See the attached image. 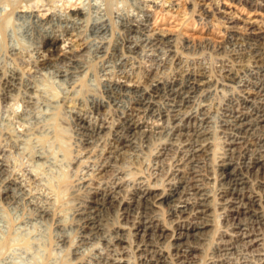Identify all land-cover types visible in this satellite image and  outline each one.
I'll return each mask as SVG.
<instances>
[{"label":"rangeland","instance_id":"1","mask_svg":"<svg viewBox=\"0 0 264 264\" xmlns=\"http://www.w3.org/2000/svg\"><path fill=\"white\" fill-rule=\"evenodd\" d=\"M70 1L0 0V264H143L158 255L160 264H264V226L221 198L224 160L244 169L264 149V125L237 124L264 108V0H221L232 25L201 0H172L171 10L161 0ZM57 37L67 47L52 52ZM147 93V107L135 104ZM249 172L251 208L264 215V172ZM174 179L211 197L200 236L173 237L175 202L126 203ZM93 188L124 204L85 233ZM146 219L164 231L137 235ZM176 242L194 248L191 258L179 260Z\"/></svg>","mask_w":264,"mask_h":264},{"label":"bare ground","instance_id":"2","mask_svg":"<svg viewBox=\"0 0 264 264\" xmlns=\"http://www.w3.org/2000/svg\"><path fill=\"white\" fill-rule=\"evenodd\" d=\"M43 1V0H42ZM66 1V0H65ZM72 1V0H71ZM70 1V3H71ZM204 1V3L207 5V7H213L216 6V8L218 9L219 12H223V14H227L226 11H223L222 7H221V0H201ZM18 2V1H17ZM37 2V1H36ZM40 3H43L41 1H38ZM74 2V1H73ZM163 5H167L169 6V10H171L172 7V0H161ZM38 3V4H40ZM45 3V2H44ZM43 3V4H44ZM75 3V2H74ZM33 4V3H32ZM31 4V5H32ZM47 4V3H46ZM73 4V3H72ZM34 5V4H33ZM36 5V4H35ZM42 5V4H40ZM70 4H68L69 6ZM75 5V4H74ZM32 7V6H31ZM53 7V6H52ZM46 8V7H45ZM49 8V7H48ZM171 8V9H170ZM27 8H25L26 10ZM50 9V8H49ZM70 9V8H69ZM175 9V8H174ZM29 11V9H28ZM50 11V10H49ZM43 13V12H42ZM72 14H80L81 11H79V9H77V7L72 8L71 11ZM41 14V13H40ZM42 15V14H41ZM39 15V17L41 16ZM46 15V14H45ZM71 15V14H70ZM78 16V15H76ZM44 18V14L41 16ZM40 17V19H41ZM224 17H226L228 20L227 22L230 23L231 25L235 22L236 16L235 15H224ZM132 28V27H131ZM130 29V28H129ZM132 30V29H131ZM141 32V31H140ZM149 32V31H148ZM154 33V32H153ZM64 39V38H63ZM52 41H48L46 47H50V50L52 52H56L59 50L64 49V41H62V38L57 37V38H53L51 39ZM65 40V39H64ZM69 40V39H68ZM75 40V39H74ZM71 41V40H70ZM69 41V43H70ZM73 41V39H72ZM71 41V42H72ZM60 44V45H59ZM67 44V42H66ZM65 44V45H66ZM131 44V43H130ZM134 44V43H133ZM78 46L80 45L79 43L77 44ZM75 44H72V46H77ZM135 45V44H134ZM69 46V47H72ZM77 46V47H78ZM129 46V45H128ZM67 47V45H66ZM256 47V46H255ZM131 48V46H130ZM70 49V48H69ZM73 49V48H72ZM77 49V48H74ZM64 51V50H63ZM62 51V52H63ZM71 52V50H70ZM47 53V51H46ZM45 53V55H46ZM258 53V52H257ZM162 60V59H161ZM61 74V73H60ZM264 75V74H263ZM3 77V75H2ZM255 77V76H254ZM196 77L195 75H189L188 77V81L187 84L184 85V88H190L195 89V85H197L196 83ZM7 80V79H6ZM176 80V79H175ZM261 81V80H260ZM165 82V81H164ZM168 83V82H167ZM180 83V82H178ZM6 84V83H5ZM4 84V85H5ZM9 84V83H8ZM11 84V83H10ZM17 84V83H16ZM114 84V83H113ZM120 84V83H119ZM155 85V84H154ZM14 86V85H13ZM118 86V85H117ZM129 86V85H128ZM178 86V85H177ZM182 86V84L180 85ZM110 87V86H109ZM170 87V86H169ZM179 87V86H178ZM251 88V87H250ZM160 85H156L154 87V91H159ZM189 89V90H190ZM5 90V89H4ZM172 90V89H171ZM7 91V90H6ZM136 91V90H135ZM138 91V90H137ZM153 91V90H152ZM166 91V90H165ZM175 91V90H174ZM249 91V90H248ZM161 92V91H160ZM159 92V94H160ZM171 92V91H170ZM181 92V91H180ZM186 92V91H185ZM193 92V91H191ZM164 93V92H162ZM173 93V92H172ZM171 93V95H172ZM175 93V92H174ZM178 93V92H176ZM188 93V92H187ZM264 93V92H263ZM142 94V93H141ZM140 94V95H141ZM137 95V94H136ZM154 95V94H153ZM151 93H147L144 94L140 97V99L135 100V104L139 105V106H145L147 104H150L149 102V98L151 99L152 96ZM173 95H177V94H173ZM190 95V94H189ZM244 95V94H243ZM186 97V96H185ZM260 97V96H259ZM188 98V97H187ZM152 100V99H151ZM182 100V99H181ZM242 100V99H241ZM145 101V102H144ZM174 101V100H173ZM256 101V100H255ZM102 102V101H101ZM152 103V102H151ZM156 103V101H155ZM256 103V102H255ZM108 104V103H107ZM153 105V104H152ZM171 105V104H170ZM244 105V104H243ZM149 106V105H148ZM178 106V105H177ZM260 106V105H259ZM147 107V106H145ZM150 107V106H149ZM178 108V107H177ZM135 109V108H134ZM133 109V110H134ZM175 109V108H174ZM129 110V109H128ZM132 110V111H133ZM142 110V109H141ZM157 110V109H155ZM172 110V109H171ZM237 110V109H236ZM126 111V110H125ZM131 111V110H130ZM232 111V110H231ZM154 112V111H153ZM171 112V111H170ZM136 115V114H135ZM160 116V115H159ZM167 116V115H166ZM237 116V115H236ZM184 117V116H183ZM124 118V124H126V126L128 125V130L129 132H134L135 130L138 128V126H140L138 123H136V121L134 120V118L132 117V115L130 113H127L123 116ZM138 118V117H137ZM197 118V117H196ZM252 118H254L253 120H255L254 122L251 120ZM174 119V118H173ZM160 120V119H159ZM84 120H81L80 122H83ZM90 124V123H89ZM95 124V123H94ZM235 124V123H234ZM240 127V130L242 129L243 131L247 132L252 130L254 127H256V125H264V108H257L256 112L253 114H246V115H241L238 119V123H237ZM189 125V124H188ZM80 127V126H79ZM108 127V126H107ZM193 127V126H192ZM91 128V127H90ZM102 128V127H100ZM77 129V128H76ZM210 129V128H209ZM235 129V128H234ZM88 130V129H87ZM119 132V131H118ZM260 132V131H259ZM116 133V132H115ZM172 134V133H171ZM244 134V133H243ZM250 136V135H249ZM123 137V136H122ZM179 137V136H178ZM182 138V137H181ZM209 138V137H208ZM238 138V137H237ZM236 138V139H237ZM133 140V139H132ZM131 140V141H132ZM171 142V141H170ZM180 142V141H179ZM232 143H237V140L232 141ZM239 143V142H238ZM190 147V146H189ZM245 148V147H244ZM187 149V148H186ZM196 149V148H195ZM199 149V148H198ZM230 150V149H229ZM236 150V149H235ZM190 151V150H189ZM200 150H196L194 152H198L199 153ZM243 151V150H242ZM250 151V150H249ZM193 156L195 155V153L192 154ZM253 156V155H252ZM201 157V156H200ZM235 158V157H234ZM199 159V158H198ZM197 159V160H198ZM247 161L244 162L245 164V168L243 169V167L241 168L240 165L235 164L234 162L230 161V158L227 160H224L222 166L223 167H228L229 169L227 170V173L225 171H223V178L226 180L227 186L224 188V190L222 191V205L227 208L230 211H236L234 210L235 208H233V203H237L239 204L241 209H244L248 212H253V216L256 218V222L258 221L259 225L264 226V215L260 212H257L255 210H252V204L255 201L254 197L250 194V191L248 190V179H247V175L246 172L248 173L249 171H262L264 172V149L263 152L259 155V156H253V157H249L246 158ZM185 167V166H184ZM176 168V167H175ZM197 169V168H196ZM194 171V170H193ZM192 173V172H191ZM251 173V172H249ZM253 173V172H252ZM198 174V173H197ZM196 174V175H197ZM173 175V174H172ZM221 175V174H220ZM95 177V176H94ZM175 178V177H174ZM193 179V178H191ZM191 179H184V180H175L174 181H170L169 182V187L164 190V191H160V193L153 195L154 191H152L153 189H146V190H142L140 191L139 195H137L136 199L130 201V202H126L128 204H132L135 206L136 204H138L139 202L142 201H149L152 200L155 203L161 204L164 203L165 201H169L168 203H173L175 202V204L173 205V209H172V213L174 216H176L179 220H178V232L173 233V237L175 239L181 240L184 238H188L190 236H200L202 235L204 232V230L210 225L209 221H211L209 218V210L211 209V197L207 194V193H203L200 188L195 187V186H190L191 185ZM91 180V179H90ZM200 180V179H199ZM93 181V180H92ZM203 181V180H202ZM193 182V181H192ZM92 183V182H91ZM102 185V184H101ZM198 185V184H197ZM151 188V187H150ZM106 189V188H104ZM223 189V188H222ZM115 190V189H114ZM138 190V189H137ZM190 190H199V191H195L196 192V196L193 198V200L191 199H187L185 198V196L188 193V191ZM103 191V190H102ZM93 196L91 198V200L89 201V205H88V209L85 210L84 214H83V221H82V229L85 233H87L89 230L91 231L92 228H94L96 226V224H98L99 218L101 217V215L103 216V212H106V209H108L109 207H121V205H123L124 203L121 201L117 200L116 195H113L115 192H101L100 189L98 188H93L92 190ZM3 194V193H2ZM192 196V195H191ZM131 198V197H130ZM136 202V203H135ZM177 202V203H176ZM118 204V205H117ZM152 205V203L150 204V206ZM140 207V206H139ZM122 209V208H121ZM139 209V208H138ZM125 211V210H124ZM129 212V211H128ZM229 212V211H228ZM118 213V212H117ZM122 215V214H121ZM142 216V215H141ZM145 216V215H144ZM106 218V217H105ZM146 218V217H145ZM175 221V219H174ZM156 221L153 219H146L145 221H141L139 222L136 226V234L141 236V237H146V236H153L155 235L157 232L162 233L164 231L163 228H160L158 226V224L155 223ZM212 224V223H211ZM255 224V223H254ZM132 225V224H131ZM243 226V225H242ZM259 227V226H258ZM236 228V227H235ZM240 230H244L242 229V227H238ZM247 228V227H246ZM263 228V227H262ZM261 228V229H262ZM93 232V231H92ZM91 232V233H92ZM239 231H237L236 233L238 234ZM251 232V231H250ZM101 233V232H100ZM99 236V235H98ZM83 237V236H82ZM118 237V236H117ZM120 244H122L123 242L127 243V240L124 239H119ZM184 242V241H182ZM231 242V241H230ZM117 243V241H116ZM150 243V242H149ZM85 244V243H84ZM151 244V243H150ZM182 243H174V250H175V255L180 259H189L191 258V256L193 255L192 253V249L194 248H189V250H184L182 248ZM116 245V244H115ZM117 245H119V243H117ZM143 249V248H142ZM161 251V250H160ZM122 256V255H121ZM141 257V256H140ZM166 260L165 255H158L157 257H153L150 259H147L143 262V264H160L161 262H164ZM186 263L185 260L181 261V264ZM102 264V263H101ZM110 264H121V259H113L111 261Z\"/></svg>","mask_w":264,"mask_h":264}]
</instances>
